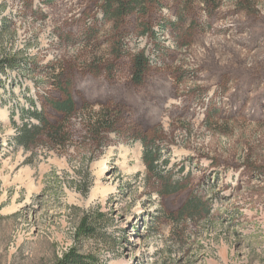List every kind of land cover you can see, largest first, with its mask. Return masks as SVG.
I'll return each mask as SVG.
<instances>
[{"label": "rangeland", "instance_id": "obj_1", "mask_svg": "<svg viewBox=\"0 0 264 264\" xmlns=\"http://www.w3.org/2000/svg\"><path fill=\"white\" fill-rule=\"evenodd\" d=\"M162 1L155 39L128 30L129 49L154 61L136 87L111 52L104 0H0V264H59L72 247L96 264H264V0H189V13ZM58 76L96 108L125 103L129 128L158 131L161 175L186 190L162 196L132 136L97 150L18 144ZM191 196L209 212L167 218Z\"/></svg>", "mask_w": 264, "mask_h": 264}, {"label": "trees", "instance_id": "obj_2", "mask_svg": "<svg viewBox=\"0 0 264 264\" xmlns=\"http://www.w3.org/2000/svg\"><path fill=\"white\" fill-rule=\"evenodd\" d=\"M188 1L181 0L178 3L181 4V9L185 13L191 11ZM164 6L165 3L162 0H104L101 5V22L111 23L113 32L111 37L115 38L111 47L115 62H127L130 65L131 82L136 87H141L146 83L153 71L154 61L145 49H138L135 52L129 49L128 30L133 21L140 30L139 36L155 39L156 30L153 24ZM181 20L183 23L184 19ZM174 24L177 25V23ZM187 26L191 31L197 29V24L194 21ZM115 62L111 61L106 65V68L112 70L116 65ZM56 78L58 81L54 83V94L48 95L44 99L42 109L29 112L31 119H35V122L26 121L20 127L16 139L18 144L26 149L41 144L48 149L59 150L78 141L84 147L88 146L92 150H97L104 143L112 140V135L118 140L132 136L143 144L142 160L147 172L156 176L158 192L167 197L186 190L179 180H172L161 175L159 167L162 159L160 145L162 135H158V131L142 132L138 131V128H129L125 122L127 111L125 103L121 101L102 103L96 108L85 98L77 96L75 85L73 81H70L72 79H66L65 76ZM32 104L35 103L32 102ZM76 119L80 123L78 128L74 124ZM77 185L83 193L89 190L82 181H79ZM208 212L209 208L201 198L191 196L189 200L185 201L178 214L169 212L166 216L172 220H179L188 215L191 218L201 217V214ZM82 229L86 232L91 230L86 225L85 219ZM59 264H96V259L93 256L81 254L72 247L59 260Z\"/></svg>", "mask_w": 264, "mask_h": 264}, {"label": "bare ground", "instance_id": "obj_3", "mask_svg": "<svg viewBox=\"0 0 264 264\" xmlns=\"http://www.w3.org/2000/svg\"><path fill=\"white\" fill-rule=\"evenodd\" d=\"M104 165V166H103ZM107 168V163H103L101 167L99 168V175L103 176L105 169Z\"/></svg>", "mask_w": 264, "mask_h": 264}]
</instances>
